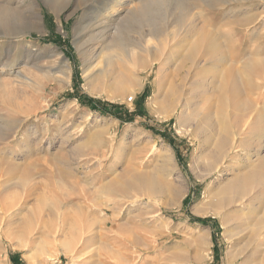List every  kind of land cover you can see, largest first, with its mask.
<instances>
[{
  "label": "rangeland",
  "instance_id": "rangeland-1",
  "mask_svg": "<svg viewBox=\"0 0 264 264\" xmlns=\"http://www.w3.org/2000/svg\"><path fill=\"white\" fill-rule=\"evenodd\" d=\"M146 1L0 0V264H264V170L245 178L264 123L213 171L207 132L166 101L197 28L212 31L201 65L212 42L225 56L264 44V0H169L134 18Z\"/></svg>",
  "mask_w": 264,
  "mask_h": 264
},
{
  "label": "bare ground",
  "instance_id": "bare-ground-1",
  "mask_svg": "<svg viewBox=\"0 0 264 264\" xmlns=\"http://www.w3.org/2000/svg\"><path fill=\"white\" fill-rule=\"evenodd\" d=\"M167 1L169 0H147L140 13L135 14L134 18L144 19L143 17L148 16L151 4L163 5ZM168 3L170 4V1ZM34 14L39 17L37 12ZM183 22L184 19L181 20V23ZM197 30L181 58L179 70L182 74L178 83L168 92L166 101L171 105L179 104V107L186 110V118H183V115L179 118L181 124L186 121L188 123L197 121L202 125V129L207 132L204 141L212 140L202 157L210 161L213 171H218L226 168L224 166L231 152L238 154L251 146L250 134L254 133L253 129L260 123H264V44L260 47L253 45L244 50L243 44L239 42L232 47L230 56H225L227 54L216 51L215 45L210 41L212 45L208 48L209 52L206 51L209 55L202 56L204 64L201 65L202 62L198 61L199 50L207 43V36H210L212 31L210 32L206 27L197 28ZM252 33H254V42L264 41V31L252 30ZM149 34L157 36L153 30H148ZM216 61L223 62V66L220 68ZM239 61L243 64L242 68H238ZM206 74L211 75L209 80ZM197 99L200 100L197 101ZM161 156L162 168L166 171L174 170L170 154L164 152ZM262 170H264V157L245 178L252 181L259 180L264 176L261 175ZM140 180L134 182V186L144 185L140 183ZM237 180L239 178L236 177L233 181ZM151 188L148 193L155 195L157 191ZM120 189L127 191L126 186ZM170 189L172 192H180V186L174 183L170 184ZM259 251V254H263Z\"/></svg>",
  "mask_w": 264,
  "mask_h": 264
},
{
  "label": "trees",
  "instance_id": "trees-1",
  "mask_svg": "<svg viewBox=\"0 0 264 264\" xmlns=\"http://www.w3.org/2000/svg\"><path fill=\"white\" fill-rule=\"evenodd\" d=\"M54 43L58 44L60 46H63L66 48V50H68L69 44H66V46H64L65 42H62L61 39H59V38L55 39ZM73 97H76L77 99H81L82 102L85 101L86 105H89L91 108H94L96 110H101L102 112H105V113H111V114L115 115L116 117H118L120 115V111L125 109V108H123V106H121L119 104L103 101V100L91 97V96H89L85 93H81V92L77 95H74ZM194 220H196V219L194 218ZM196 221H200V222L205 223L207 220L197 218Z\"/></svg>",
  "mask_w": 264,
  "mask_h": 264
}]
</instances>
